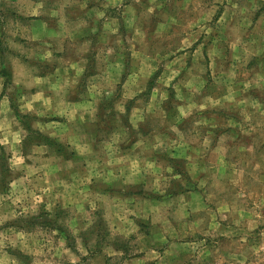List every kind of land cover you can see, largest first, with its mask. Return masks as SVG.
<instances>
[{
  "label": "rangeland",
  "instance_id": "1",
  "mask_svg": "<svg viewBox=\"0 0 264 264\" xmlns=\"http://www.w3.org/2000/svg\"><path fill=\"white\" fill-rule=\"evenodd\" d=\"M0 264H264V0H0Z\"/></svg>",
  "mask_w": 264,
  "mask_h": 264
},
{
  "label": "trees",
  "instance_id": "2",
  "mask_svg": "<svg viewBox=\"0 0 264 264\" xmlns=\"http://www.w3.org/2000/svg\"><path fill=\"white\" fill-rule=\"evenodd\" d=\"M4 71H6V70H4Z\"/></svg>",
  "mask_w": 264,
  "mask_h": 264
}]
</instances>
